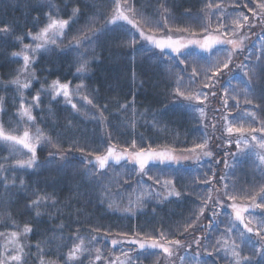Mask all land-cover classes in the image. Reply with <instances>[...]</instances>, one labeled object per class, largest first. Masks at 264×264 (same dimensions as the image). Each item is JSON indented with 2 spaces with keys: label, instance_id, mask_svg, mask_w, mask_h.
I'll use <instances>...</instances> for the list:
<instances>
[{
  "label": "trees",
  "instance_id": "1",
  "mask_svg": "<svg viewBox=\"0 0 264 264\" xmlns=\"http://www.w3.org/2000/svg\"><path fill=\"white\" fill-rule=\"evenodd\" d=\"M121 2L124 4V0ZM129 2L135 8L136 19L146 34L159 37H168L170 33L197 38L217 35V24L221 21L227 25L221 31L228 33L222 37L237 39L230 31L236 14L243 11L251 20V12L247 8L233 7L234 0ZM51 3L60 10L61 18L67 19L74 8L79 9V15L66 29L60 47L55 45L49 52L36 57L30 70L35 76L30 75L31 86L23 90L24 95L31 102L37 91L48 89L54 80L71 82L72 88L83 83L82 94L89 96L97 107L89 105V112L80 115L71 106L65 105L61 98L51 100L49 93L42 91L40 106L32 110L35 126L31 127V131L35 132V128L39 127L60 148L42 141L37 146V163L40 165L37 170L21 172L10 164L7 150L0 142V164L4 168L0 170V178L7 177L9 185L7 191L0 185V232L5 233L0 239L5 240L13 231L21 233L19 241L28 246V254L24 257L26 264H41V257L44 264H65L73 243H79L77 235L84 239L85 248L89 251L80 254L76 260L68 261V264H105V259L94 260L95 248H100L105 258L113 259L123 254V246L128 249V264H167L162 250H140L135 244L129 243L111 244L113 239H159L161 232L182 241L187 237V243H192L190 233H194L207 237L201 243L209 249L220 247L216 241L224 233L229 219H232V216L224 214H231V208L222 210L221 216L217 217L218 226L214 225L210 231L204 230L209 222V212L206 210L195 228L189 229L183 236L179 233L183 232L186 223L195 219L202 203L201 197H207V190L212 188V185L201 182L206 174H216L212 181L215 185L213 201L217 196L223 198L225 183L229 191L241 197L245 193L258 192L264 186V172L254 160H234L225 155L226 152H237L234 146L236 135L229 137L222 119L225 114L232 120L233 117L241 118L247 116L246 112L253 111L257 120L253 121L249 117L250 121L243 123L245 127L249 124L259 126L258 121L264 120V73L258 68L255 76L251 73L244 76L241 69L235 67L241 62L249 65L264 63L255 59L262 55V44L259 42L264 41V25L257 20L256 27L251 31L247 27L240 30V35L247 33L248 39L243 43L244 52L235 56L230 65L233 69L232 79L229 81V76L223 75L216 87L217 96H210L209 100L200 104L196 100L187 101L183 96L176 95L175 77L183 76L185 79L182 83L187 88V77L192 67L206 66V58L213 53H216L214 60L222 61L225 54L217 53V49L224 47L205 54L189 51L194 55L187 56L186 63L180 64L174 59L177 55L161 53L146 46L139 34L124 23L102 28L105 19L113 14V0H51ZM48 9V0H0V28L10 26L8 35L0 33V97L4 100L0 123L6 129H15L18 134L29 123L18 115L20 96L17 86L11 83L20 75L23 59L13 57L12 53L19 52L24 44L33 45L28 33L35 34L45 26ZM220 9L225 10L223 18L220 17ZM162 17L167 18L168 27L164 26ZM89 24L101 30L90 41H84L81 47L70 46L72 37L86 30ZM17 37H22L23 42ZM133 38L137 42L131 46L129 42ZM248 52H253V56L245 60L244 56ZM82 58L89 61V66L86 74L79 75L76 68ZM191 87L199 88V85ZM225 87L229 89L227 111L222 105V89ZM199 90L209 91L203 88ZM233 95L239 100L238 106L237 100L231 99ZM246 99L252 103H245ZM200 109H204L203 114ZM101 111L106 119H99ZM206 138L209 140V150L213 153L211 157L201 155L199 162L175 166L152 165L145 168L147 175L127 163L109 164L104 170L98 171L87 162L96 155L107 154L108 147L112 145L122 151L152 149L185 152L182 149L193 148ZM229 139L233 141L231 147L227 146ZM133 141L136 143L135 149L131 147ZM70 146L72 150L68 151ZM217 160L220 163H216ZM225 160L231 167H224ZM221 176H225L223 181L220 180ZM21 179L23 185L20 184ZM154 180L159 183H154ZM167 181H171V184L165 186ZM172 187L181 192L179 197L168 195ZM45 197L47 199L38 209L30 206L31 201ZM137 197H140V203L133 205L134 211L124 212L123 208L128 206L129 199L136 201ZM110 201L115 202L112 208L108 206ZM225 203L231 204L232 201L225 200ZM236 203L247 205L250 201L238 199ZM37 211L40 212L39 216L36 215ZM257 211L264 218V211ZM26 225L32 231L23 235ZM93 236L97 239L92 240ZM223 238L232 242L227 235ZM38 243L42 252L37 251ZM192 251H196L194 244ZM7 252L0 242V255ZM179 254H183V249ZM241 254L252 253L241 245ZM201 255L208 261L215 257V264H232L231 256L225 257L223 250L209 257L201 249ZM175 264H180V261L175 259ZM256 264H260L259 258Z\"/></svg>",
  "mask_w": 264,
  "mask_h": 264
},
{
  "label": "snow or ice",
  "instance_id": "2",
  "mask_svg": "<svg viewBox=\"0 0 264 264\" xmlns=\"http://www.w3.org/2000/svg\"><path fill=\"white\" fill-rule=\"evenodd\" d=\"M124 4L126 7L122 8L121 0H114V7L112 8V15L105 19L104 24L101 26L102 28H107L110 24H117V21H125L127 24L131 25L133 29H136L139 32L140 38L149 41L155 48L160 49L161 53L164 52L165 49H171L172 52L176 53L177 56L174 58L178 60L180 64H185L187 56L194 55L192 52L183 53V49L188 48L189 45H197L200 49H202L206 53H212L213 48L216 45H231V49H217V53L225 54V58L221 61L219 59H213V56L216 53H213L211 56L207 57V63L204 67H192L190 74L187 77L188 87L185 88V85L182 83L184 81L183 76H176V95H181L187 101L196 100L200 104H204L205 101L209 100V97L217 96L216 87L220 83V78L223 75L229 76V81L232 79V71L233 69L230 67L233 63V59L238 54H242L244 52L243 43L244 40L248 39L247 33L243 36L240 35V30L247 27L249 31L253 27H256L255 21H259L261 25H264V0H234L233 7L235 8H247L249 12H251V20L248 15H246L243 11L238 12L236 17L232 21V27L230 29L231 35L237 37V39H221V36H227V32H222V29L227 27L225 22L218 21L216 32L217 35L211 36L209 35L203 41L190 39L186 42L180 39H172L171 36L166 39H156L154 36L146 34L143 30V27L140 24V21L136 19V10L131 5L129 0H124ZM49 9L45 13L47 16V22L44 27L40 29L39 32L32 34L31 32L28 35L31 37L33 41H35V46L33 47L31 44H24L23 48L19 52H13V57H22L23 58V67L19 70L21 73L27 72L30 69V65L35 62V55L40 50L48 51L50 50L49 45H56L60 47V44L63 43V39L66 36V29H69L70 25L75 22V18L79 15V9L74 8L72 10L71 15L67 18H61L59 16V9L55 8V6L51 3V0H48ZM250 5H255V7H251ZM212 7V5H209ZM216 7L219 8V5ZM55 8V11L53 9ZM126 13H132L129 16ZM225 16V10L220 9V17ZM164 20V26L168 27V20L166 17H162ZM101 29L95 28L92 24L86 26V30L79 32L77 35L72 37V40L69 42L70 46H74L79 48L82 46L84 41H90L93 36H96L97 33ZM179 30V29H178ZM207 30V29H205ZM10 32V26H5L0 28V33L8 35ZM21 43L23 42L22 37H17ZM59 41V43H58ZM136 39L133 38L129 44L134 46L136 43ZM31 52V55L29 54ZM261 56H256V61H264V44L261 45ZM253 56V52H248L247 55L244 56L245 60H250ZM89 66V61L87 59H81L78 67L76 68V73L79 75L86 74ZM235 67L241 69L244 76H249L251 73L252 76L256 75V71L259 70L264 73V63L256 64L253 63L251 65L241 62ZM183 71H187L184 69ZM30 75L32 77L35 76L34 72H31ZM13 85L17 86V90L19 92L20 100L18 102V115L23 119L27 118V122L29 123L28 127H25L22 135L18 134L15 129H6L2 123H0V142L7 144L11 152L10 154H14L19 152L20 148L24 149L30 155L24 158H17L15 160V164L21 168L32 169L37 167V146L41 143V141H47L52 145V147L59 149L60 145L58 143H53L51 139L46 136L39 127L35 128V134L30 132V128L34 127L35 117L32 115V110L34 108H38L41 102V94L42 91H47L50 95L51 100H57L58 97H63L64 101L67 104H70L73 109H77V104L73 102V96L79 95V89L83 88V83L76 85L77 91L74 93L70 88L71 82H61L59 80H54L48 86V89H42L37 91L29 102L25 95L24 89H28L31 86L30 80H21L20 76L17 75L15 79L11 81ZM199 85V88L209 89L208 92L200 91L199 88H192V85ZM182 89H184L182 91ZM224 95L222 98L223 108L227 111L229 108V89L227 87L222 89ZM81 99L88 105H92L93 107H97L93 103V100L89 98L87 95L81 96ZM231 99L237 100L236 96L233 95ZM245 103H252L251 100L246 99ZM4 100L3 97H0V113L4 111ZM239 105V100H237V106ZM106 107V105H105ZM121 107L126 108L127 105H122ZM200 112L203 114L204 109H200ZM248 117H251L253 121L257 120L256 113L253 111L246 112ZM96 118V117H93ZM99 119H106L104 117L103 111L100 112ZM222 119L225 121L224 129L226 133L231 137L233 134L236 135L235 145L237 148L236 153L226 152V156H231L235 160V158L240 154L245 152V149L249 151L245 154L254 155L256 160L259 161L257 167L261 168L262 172H264V120L258 121L259 126H253L249 124L248 127H245L243 124H237V120L239 117H233L232 120H229L228 115L225 114L222 116ZM215 128V125H212ZM259 133V135H255ZM219 139V137H217ZM233 141L229 139L227 141V146L231 147ZM244 145V148L241 145ZM16 146H19L17 148ZM131 147L133 149L136 148L135 141L132 142ZM259 149L256 151L255 149ZM199 149L200 151H197ZM71 146L68 151H71ZM79 151H84L83 149H77ZM182 151L192 153L191 157H183V159H194L196 162H199L200 156L203 155L205 157H211L213 153L209 150V140L206 138L202 142L195 145L193 148L182 149ZM50 155H55L50 153ZM91 155V153H89ZM63 156L61 155V159ZM130 159L139 165V172L147 175L145 172V168L150 161L158 160L160 163H164L165 161L173 162L178 161L177 157L170 155L169 152H158L152 149L149 150H137L135 152H128V149H125L123 153H118L116 151L115 145L108 147L106 155H96L95 162L99 166V169L103 170L106 165H108L109 160H114L117 164L120 163L122 159ZM88 163H92L91 160L87 161ZM216 163H220L219 160ZM224 167L227 169L231 167L227 160L224 161ZM0 170H4L3 165L0 164ZM215 172L211 174V176H207L201 182L204 184L212 185V188H209L208 196L201 197V205L199 207V213L195 215V219L186 223L184 226L183 232H180L179 235L183 236L185 233L189 232V229L195 228L197 222L200 220V217L204 215L205 211L209 212V222L205 231H210L214 225L218 226L217 217L221 216L222 210H226L227 208L232 209V213H224L226 215L234 216L233 219H229V222L225 225V231L221 234V238L216 241V245H220V247L213 246V248L209 249L206 245H202V239H207V237L196 236L194 233H190L192 235V243H187V237L184 241L179 238H170L165 233L161 232L159 239L149 238L148 240H137L132 239L128 241H122L113 239L111 240V244L116 246L117 244L129 243V244H139L141 250L145 249H160L162 250L167 264H175V259L180 261V264H215V253L223 252L225 253V257L231 256L232 264H256L257 258H259L260 264H264V219H261L256 226L253 227V219L246 218L244 213L249 212L250 209H260L264 211V186L260 187V190L255 193H245L242 197L236 194L234 191H229V186L227 183L223 184V198L217 196L213 201L212 191L215 189V185L212 184L213 179L215 178ZM7 177L0 178V185L4 187L7 191L9 185L7 183ZM149 179H152L149 177ZM225 176H221L220 180L223 181ZM13 184L15 183V179L13 178ZM154 183H159L158 180H154ZM20 184L23 185L24 181L21 179ZM171 184V181L165 182V186ZM108 188L105 186V191ZM219 191V190H217ZM169 196L179 197L181 192L176 191L174 187L169 188L168 190ZM259 197V202H257V198ZM47 198H37L31 201L30 206H34L37 209ZM238 199H246L249 200L250 203L247 205H239L236 203ZM225 200L232 201L231 204L225 203ZM211 202V207H209V203ZM114 201H110L108 206L112 208L114 206ZM140 197H137L136 201H132L129 199L128 206L123 208L124 212L131 213L134 211L133 205H139ZM55 204V201H53ZM119 206H117L118 208ZM36 215L39 216L40 212L37 211ZM236 222H239L237 224ZM240 225L243 226V230L240 229ZM32 228L28 225L23 228V235H27L31 233ZM92 231H99V229H93ZM235 233L236 239L232 240L231 246H228L229 242L227 239H224V235H227L229 238ZM254 234L256 238H258L259 244L253 240L252 235ZM5 233L0 232V236H4ZM21 233L17 231H13L10 234L9 243H13L15 245L14 249L11 252H7L5 254L0 255V264H26V260L24 257L28 254L26 252V247L23 243H21L18 237ZM107 235V233H105ZM97 237L93 236L92 240H96ZM77 240L79 243H73L72 248L69 250L67 254V259L65 264H68V261H73L78 259V256L85 251H89L85 248L84 239L77 235ZM238 241V242H237ZM196 246V251H192V245ZM241 245L245 248L251 250V255H242L241 254ZM7 248V245H5ZM37 251L42 252L41 245L38 243L36 245ZM183 249V254L180 255V250ZM201 249H203L204 255L209 257H214L212 261H208L202 258ZM30 252V248H29ZM95 261H100L101 259H105V264H126V261L120 259L119 256H116L114 260L107 259L103 256V253L100 248H95ZM125 257H129L128 252H123ZM175 258V259H174ZM41 264H44V261L41 257ZM82 264V262H81Z\"/></svg>",
  "mask_w": 264,
  "mask_h": 264
},
{
  "label": "rangeland",
  "instance_id": "3",
  "mask_svg": "<svg viewBox=\"0 0 264 264\" xmlns=\"http://www.w3.org/2000/svg\"><path fill=\"white\" fill-rule=\"evenodd\" d=\"M114 1V0H113ZM121 5H122V8L123 7H126V5H124L122 2H121ZM126 14H128L129 15V13H126ZM117 23H124L125 25H128V26H130L131 27V25H129V24H127L125 21H122V20H120V21H117ZM135 31H136V29H134ZM137 32V31H136ZM138 34H139V32H137ZM151 36H154L156 39H166L167 37H159V36H155V35H151ZM169 36H171L172 37V39H174V40H176V39H180V40H182V41H184V42H186L187 40H190V39H196V40H200V41H203L206 37H208V36H206V37H202V38H197V37H190V36H188V35H176V34H174V33H170L169 34ZM168 36V37H169ZM211 36H216V35H211ZM221 39H225V38H223L222 36L220 37ZM31 39V38H30ZM142 39V38H141ZM32 40V39H31ZM143 41H144V44L146 45V46H148V47H150V48H153V49H155V50H158V51H160V49H158V48H155V46L154 45H152L149 41H146V40H144V39H142ZM33 41V40H32ZM35 41H33V47L35 46ZM58 43H59V41H58ZM259 43H261V44H264V41L262 40V42L260 41ZM55 47V45H49V48H50V50L52 49V48H54ZM218 47H224V48H228V49H231V45H216L214 48H213V50L214 49H216V48H218ZM50 50H48V51H45V50H40L36 55H35V59H36V57H38V55H40V54H42V53H47V52H49ZM189 51H196V52H199V53H206V52H204L202 49H200L197 45H189L188 46V48H186V49H183V53H186V52H189ZM164 52L165 53H168V54H170V55H177L176 53H174V52H172L171 51V49H165L164 50ZM29 54L31 55V52H29ZM23 59V58H22ZM33 65V63L30 65V69L27 71V72H23V73H21L20 72V79L21 80H29V78H30V70H31V66ZM71 89H72V91L75 93L76 91H77V89H76V87H74V88H72V87H70ZM79 95H74L73 96V102L74 103H76L77 104V109L78 110H76V109H74V111H77L80 115L82 114V113H87V112H89V105L88 104H86L82 99H81V96H83V94H82V91H81V89H79ZM58 98H61L62 100H63V102H64V104L65 105H68V106H71L70 104H67L65 101H64V98L61 96V97H58ZM201 113V112H200ZM83 116V115H82ZM26 121H27V118L25 117L24 118ZM249 119V117L248 116H241V118L238 120V124H243V123H245V121H250V120H248ZM30 132L31 133H33V134H35V132L34 131H31V128H30ZM21 135H22V133H20ZM233 135H237V134H233ZM255 135H259V133H256ZM42 142V141H41ZM1 144H2V146L7 150V155H8V160H9V162H10V164L12 163V165L13 166H16L21 172H26V171H29V170H33V169H35V170H37V169H39L40 168V165L37 163V167H34V168H32V169H27V168H21V167H19V166H17L16 164H15V160L17 159V158H24V159H26L30 154L29 153H27V151L26 150H24V149H22V148H20V150H19V152H16V153H14V154H10V152H11V149H10V147L7 145V144H5V143H3V142H1ZM41 144V143H40ZM234 146H235V149L237 150V148H236V145L234 144ZM17 148H19V146H16ZM241 147L242 148H244V145L242 144L241 145ZM256 151H259V149L257 148V149H255ZM116 151L118 152V153H123L124 151H122V150H117L116 149ZM155 151H158V152H169L170 153V155H172V156H174V157H177V158H180V159H178V161H173V162H169V161H165L164 163H160L158 160H156V161H150L149 163H148V165L146 166V168L147 167H149V166H152V165H163V166H165V165H172V166H175V165H180V164H183V163H185V162H194L195 160L194 159H183V157H191L192 156V153H190V152H175V151H169V150H155ZM197 151H200L199 149H197ZM238 151V150H237ZM249 150L248 149H245V152H243V153H240L236 158L238 159V160H243V159H252V160H254L256 163H257V165L259 164V161L258 160H256V158H255V156L254 155H247V154H245L246 152H248ZM128 152H135V151H128ZM106 155V154H105ZM5 161L7 162V160L5 159ZM92 163H91V165L92 166H94L95 168H96V170H98V171H102L101 169H99V166L96 164V162H95V158H93L92 160ZM125 163H127V164H130L131 166H134V167H136L138 170H139V165L138 164H136L134 161H132V160H130V159H122L121 161H120V163H116L114 160H112V159H110L109 160V163H108V165L110 164V165H120V164H125ZM108 165H106V167L108 166ZM126 165V164H125ZM124 165V166H125ZM105 167V168H106ZM104 168V169H105ZM103 169V170H104ZM231 213H232V209H231ZM244 215H245V217L246 218H251V219H253V221H254V223H253V227H255L256 226V223H258L261 219H264L263 217H261V215H259L258 214V211H257V209H250L249 210V212H246V213H244ZM232 219L234 220V216H232ZM237 224H239V222H236ZM240 229L241 230H243V226L242 225H240ZM234 235H235V233H234ZM248 235H252L253 236V240L254 241H256L258 244L260 243L259 241H258V238H256L255 236H254V234H248ZM10 236L9 237H7V238H5V240L3 239V238H1L0 239V242H2V248L5 250V251H8V252H10V250L11 249H14V247H15V245L13 244V243H9V240H10ZM18 239H19V237H18ZM231 240H235V236H231V238H230ZM229 241V240H228ZM229 246H231V243L232 242H230L229 241ZM5 245H7V248L5 247ZM136 246H137V248L138 249H140V247H139V244H135ZM141 250V249H140ZM145 250H160V249H145ZM126 251H128V249H126V247L125 246H123V252H126ZM120 257V259L121 260H123V261H126V264H128V261H129V258H126L123 254L122 255H120L119 256ZM116 258V256H114L113 257V259L112 260H114Z\"/></svg>",
  "mask_w": 264,
  "mask_h": 264
}]
</instances>
